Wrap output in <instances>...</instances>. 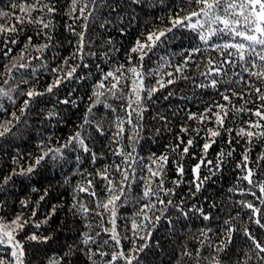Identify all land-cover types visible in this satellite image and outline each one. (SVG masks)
<instances>
[{
    "label": "snow or ice",
    "instance_id": "6c2138e0",
    "mask_svg": "<svg viewBox=\"0 0 264 264\" xmlns=\"http://www.w3.org/2000/svg\"><path fill=\"white\" fill-rule=\"evenodd\" d=\"M58 18H63L61 34H68L67 56L60 53ZM157 19L160 24L149 23ZM133 28L137 36L130 47L117 46L113 34L125 37ZM185 32L196 43L184 48L178 61L158 55ZM153 57L155 67H147ZM181 82L199 89L202 98L213 93L215 98L195 112L190 104L173 109L180 88L172 86ZM81 87L91 91L73 131L55 140L42 136L38 154L17 153L7 172L0 169V193L19 183L39 194L18 198L19 209L11 215L0 198V264H31L32 244L53 240L41 229L56 216L57 206L39 216L50 192H41L34 180L50 161L61 168L72 161L80 180L72 184L65 207L78 236L61 254L48 257V264H74L81 257L84 264H144L160 247L153 233L162 222L175 234L177 225L187 228L185 222L194 218L219 221V232L207 224L194 231L192 247L179 245L177 264L184 257L192 264H264V0L175 5L168 0H9L0 7V140L11 143L10 137L27 134L34 112L59 124V106L78 108L84 98L75 94ZM41 100L52 107L45 111ZM161 101L168 102L163 107L170 115L155 108ZM219 144L226 147L210 158ZM152 145L162 150L142 154ZM188 160L195 161L191 180L185 179ZM229 165L235 174L229 199H240L232 202L235 214L221 220L225 209L215 201L205 198L207 207L196 201ZM65 176L64 184L72 183ZM134 188L138 207L130 227L126 222L121 228L120 209ZM237 237L243 241L239 248Z\"/></svg>",
    "mask_w": 264,
    "mask_h": 264
},
{
    "label": "trees",
    "instance_id": "16d2710c",
    "mask_svg": "<svg viewBox=\"0 0 264 264\" xmlns=\"http://www.w3.org/2000/svg\"><path fill=\"white\" fill-rule=\"evenodd\" d=\"M169 3L179 4L180 0H168ZM9 3V0H0V7H3ZM157 15H164L163 13H157ZM165 23L167 22L165 18ZM149 23L160 24V20H149ZM63 24V18H58V28L57 35L60 36L62 42H64L63 48L60 49V53L63 56L69 55L71 51V47L66 43L67 33L61 34L60 26ZM91 32L97 40L100 39V33L96 31V29H91ZM31 35V32L27 33ZM107 35V34H104ZM137 36L136 29H130L129 35L125 37H120L116 34H113V38L118 41L117 46H122L124 49L130 47V45L134 42ZM23 39V36H22ZM196 41L192 39V34L185 32L183 34V38H178L168 45L165 48L160 49L158 55L166 54L173 58L174 61H178L179 54L183 52L184 48L189 47L191 44H195ZM19 47V46H18ZM117 57L122 59V54H114ZM207 55V53L205 54ZM157 62V57H153L152 61H146L147 67H155ZM43 83V82H42ZM89 84L92 83L90 79L88 81ZM173 88L179 87L180 92L177 93L176 98L171 100V104L173 109L177 107H184L186 104L191 105V110L193 112L197 111L203 104L214 97V93L212 95H205L203 98L200 95L199 89H193L190 86L185 85L181 82L179 85L172 86ZM90 88L81 87L79 91L75 94L79 97L84 98L83 101H78V108H68L64 105H60L58 111H60L59 124L56 121H47L42 118V115H37L34 113L29 116V126L26 128V133L23 136L18 137H10L11 143H6L3 140H0V145L5 146V150L0 152V169H3L4 172L8 171V167L11 166V156L16 155L17 153L23 154L27 156L28 153H32L33 155L38 154V149L36 147L37 142L41 139L42 136L51 135L52 139L56 138H66L72 131L76 124H78L83 115L85 108L87 106V95L90 94ZM167 92V89H164L162 93H158L157 95H163ZM208 93H212V90H207ZM63 95V93L61 94ZM181 96H186L187 99H181ZM5 104L8 102L5 101ZM168 102L161 101L159 104L155 105V108H163L166 115H170L171 113L168 111L166 107H163ZM40 107L45 111L52 107L51 103H47L44 100H41ZM153 109V111L155 110ZM62 109V111H61ZM183 115V114H181ZM146 120L151 121V114L146 113ZM110 115L108 119H110ZM175 121V118H173ZM105 126H108V120H105ZM175 130V129H174ZM167 135V134H165ZM165 141H161L160 143H164ZM202 143V141H201ZM97 147H99L97 145ZM226 145L219 144V146L214 145L213 149L209 152L210 158H215L216 151L219 148H225ZM149 150L153 151H161L162 149L158 145H152L151 148H143L141 149L142 154H147ZM260 150V145L256 146L255 151ZM194 151L199 154L198 149H194ZM239 147L237 148V153L234 155L238 156ZM255 151L253 156H255ZM23 162V161H22ZM195 161L188 160L186 161V169L187 174L185 176L186 180H191L192 175L190 172L191 165ZM62 163V162H61ZM72 161H69L68 164H64L63 168L61 165L54 162H49L47 167L41 168L38 170V174L34 176V180L36 181V186L41 187V192L43 188H48L50 195L46 199V201L41 205V210L39 216L42 218L45 213H47L51 206H57V214L54 216L47 225H45L41 231L44 234H51L53 236V240L49 241L48 244H32L31 249L29 251L28 259L31 261V264H48V257L54 256L57 254H61L62 250L65 249V245L71 244L73 240L78 236L77 230L70 225L69 221L73 220L70 214H66L65 207L68 202L71 201V196L69 192L71 190L72 184L76 181L80 180L79 175H74L75 169L71 168ZM85 167L89 170H93L92 165H85ZM206 173V169L203 170ZM65 174H68V178L72 183L65 185ZM171 176V173H169ZM234 173L232 172L231 165H229L222 175H219L215 178L214 182H210L211 186L206 185V190L200 194V198L196 201L197 203L204 204L207 207V202L205 198H210L211 201H215L220 207L224 208V212L221 213V220L226 218L229 214H235V209L232 206V202L236 199H240L238 196L231 197L228 193V188L233 185L234 181ZM183 191H187V185L182 186ZM139 192L138 188H134L133 192L130 195L128 201H126L125 207L120 209V219H118L117 224L119 227H123L126 222L129 223L130 227V217L131 214L136 210L138 205L135 203L133 197L137 195ZM103 196V192L99 193ZM36 196L39 195L31 193L30 187H26L25 185H21L19 183L16 184L15 187L11 185L7 186L2 193H0V198L7 202L8 207L4 209V212L11 215L13 210H18L19 205L16 203L18 198H24L25 196ZM217 213L213 212V216H216ZM188 224L187 228H182L181 225H177V231L173 234L163 222L156 232L153 233V240L160 241V247L155 249L151 255H149L144 264H177V256L176 253L179 252V245L187 244L190 247L193 246V242L189 239L194 231L198 232L199 228L205 224L210 226L213 229L214 233L219 232V221L213 220L204 222L199 219H193L192 221H186ZM29 229L28 231H31ZM213 240H216V236H212ZM243 241L241 238H236V247L239 248L242 245ZM74 264H84V259L78 258L75 259ZM180 264H192L188 258L184 257L181 259ZM206 264V262H203ZM227 264V262H226Z\"/></svg>",
    "mask_w": 264,
    "mask_h": 264
}]
</instances>
